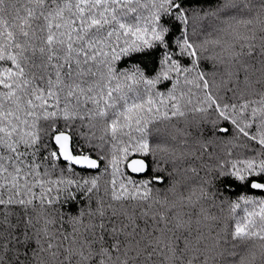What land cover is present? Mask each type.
<instances>
[{
  "label": "snow or ice",
  "instance_id": "6c2138e0",
  "mask_svg": "<svg viewBox=\"0 0 264 264\" xmlns=\"http://www.w3.org/2000/svg\"><path fill=\"white\" fill-rule=\"evenodd\" d=\"M0 264H264V0H0Z\"/></svg>",
  "mask_w": 264,
  "mask_h": 264
},
{
  "label": "trees",
  "instance_id": "16d2710c",
  "mask_svg": "<svg viewBox=\"0 0 264 264\" xmlns=\"http://www.w3.org/2000/svg\"><path fill=\"white\" fill-rule=\"evenodd\" d=\"M241 191H242V190L238 189L236 192H233L231 198H232V199H235L236 196L239 195ZM256 195L259 196V195H261V194H260V193H256Z\"/></svg>",
  "mask_w": 264,
  "mask_h": 264
}]
</instances>
